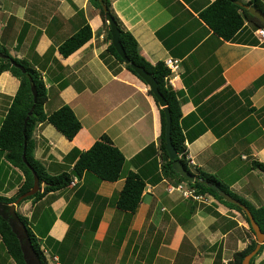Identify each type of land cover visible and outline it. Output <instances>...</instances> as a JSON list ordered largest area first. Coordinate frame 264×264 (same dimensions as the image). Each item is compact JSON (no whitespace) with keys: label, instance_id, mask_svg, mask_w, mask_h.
<instances>
[{"label":"crops","instance_id":"crops-1","mask_svg":"<svg viewBox=\"0 0 264 264\" xmlns=\"http://www.w3.org/2000/svg\"><path fill=\"white\" fill-rule=\"evenodd\" d=\"M212 1L109 0L121 28L136 38L140 54L148 62L179 60L177 72L165 78L166 85L175 91L182 117L195 113L186 122L185 130L191 131L197 124L207 127L193 139L185 140L190 167L216 176L214 171H220L215 170L216 166L229 169L236 159L246 161L233 166L235 171L229 172L228 185L221 182L238 189L250 201L246 196L243 199L258 207L264 204V182L259 185L249 175L255 170L264 172L252 165L255 160L264 163V40L255 33L258 27L251 22H246L229 41L213 34L198 15ZM260 1L264 5V0ZM85 21L92 29V37L67 57L62 56L59 44ZM105 30L91 0H0V44L12 56L39 70L47 89L44 111L49 114L68 104L81 123L72 139L65 138L48 122L39 123L33 131L35 158L49 174L70 172L75 156L71 152L86 150L104 136L123 152L128 163L116 181L99 180L86 172L77 177L74 185L49 191L34 203L27 200L16 204V210L31 219L32 225L41 223V230L49 225L47 236L40 235L41 247L55 255L59 264H84L80 256L82 241L91 238L87 234L93 239L103 236L113 219L118 237L120 233L122 236L121 224L125 220L132 232L148 227L160 215L170 217V221L165 218L168 225L175 222L172 240L166 246L163 243V253L159 250L152 256V246L147 245L133 257L131 248L121 241V248L115 254L110 250L101 264H119L124 248L126 253L131 252L125 264H162L167 254L177 256L184 246L199 250L198 254L192 253L190 264H227L252 237L246 234L243 215L244 220H240L239 211L213 196L185 199L179 193L170 195L166 186L174 183L163 178L147 183L135 212L119 211L114 206L128 170L144 172L151 178L152 165L149 170L144 167L158 154L149 149L137 161L132 158L150 144L158 146L161 120L160 106L147 85L123 64L114 62L110 67L101 58L107 46L103 40ZM18 85L19 80L9 71L0 73V125ZM255 176L259 178L258 173ZM22 180V171L11 165L0 150V195H14ZM145 196L149 200L143 202ZM236 228L244 232L243 238L233 235L228 242ZM221 240L222 251L208 247ZM92 243L87 244L89 253ZM205 244L208 245L203 249ZM98 253L101 258L103 254ZM257 256L254 264H264V247ZM11 261L0 241V264Z\"/></svg>","mask_w":264,"mask_h":264},{"label":"trees","instance_id":"trees-1","mask_svg":"<svg viewBox=\"0 0 264 264\" xmlns=\"http://www.w3.org/2000/svg\"><path fill=\"white\" fill-rule=\"evenodd\" d=\"M91 1L99 10L103 25L106 29L103 40L107 42V46L100 53L101 58L104 59L110 67L114 62L123 64L126 69L138 77V75L130 68L129 64L123 62L122 58L111 43L109 24L106 21L101 2L99 0ZM236 1L238 0H213L198 13L200 19L208 26L213 34L227 41L234 39L237 33L245 26L246 22H251L255 27H264V24L258 18L251 15L243 6L238 5ZM102 2L107 5L108 11L114 17L120 29V41L128 58L134 63L143 66L156 78L158 88L167 100L171 115V143L176 150L177 157L184 163V166L188 170L196 173V179L190 181L185 179L172 168V160L169 159V155L165 148V114L163 109L160 108L161 130L158 146L154 147L153 144H150L132 158L137 161L141 155L149 149H153L154 153L158 154L157 158L154 157L151 163H148V165L144 167V170H149V167L152 165V172H150L151 178H148L146 176L147 174H144V172L128 170L125 175L123 173L124 182L114 200V206L119 210L133 213L142 200V193L147 183H157L163 178L174 184L186 182L189 187L195 189L196 193L203 195L209 194L225 206L239 211L247 222L249 231L255 235L250 225V221L243 209L234 203L225 201L214 189V185L228 192L234 198L245 204L260 230L264 232V204L255 207L236 193L230 191L229 188L216 178L214 174L205 172L199 168L193 170L190 169V165L186 158L185 140H191L201 134L207 128L206 125L197 124L191 131L185 130L187 128L186 122L189 118L194 117L195 113H190L185 117H182L179 104L180 101L178 100L175 91L168 87L165 82V78L169 75L168 68L164 65L163 61H157L154 64L148 62L140 54L136 38L129 31L121 28L117 17L110 8L109 0H102ZM245 4L253 5L264 12V5L260 0H249ZM92 33V29L88 22H83L73 34L59 44V53L62 56L67 57L90 40ZM18 65H22L24 71H22ZM3 71H9L15 76L19 80V85L0 125V150L4 153L5 159L11 165L22 171L23 180L21 181L17 192L11 197L0 195V202L13 203L19 196L31 189L33 186L32 170L36 172L40 182H46L47 184L42 190H38L32 195L21 198L17 205L27 200H32L34 203L49 191H55L67 187L70 185L74 176L80 177L86 172L94 175L99 180L109 182L116 181L122 177L123 167L126 161L125 156L117 146L109 143L104 136L96 140L86 150H73L71 152L72 156H74V154L75 156L71 159L73 161V167L70 172L63 171L56 175L49 174L42 163L34 156V129L39 123L48 122L65 138L72 139L80 129L81 123L68 104H62L59 108L47 114L44 111V105L47 101V89L39 70L34 68L29 62L12 56L8 50L0 44V73ZM31 83L35 85V100L33 99L31 91ZM256 83L257 81L254 82V84ZM148 92L153 96L151 90L148 89ZM29 111L31 112L30 114H28ZM24 147L25 160H23L22 157ZM252 165L254 168L264 171V163L255 160ZM17 214L27 228L32 246L39 257L40 262L42 264H49L47 256L49 254H47L44 248L41 247L40 238V235L47 236L49 225L41 230V223L40 225H32L31 219L29 220L18 211ZM0 241L7 255L13 259L15 264H26L23 260L16 235L11 230L8 222L1 216ZM255 245V238H251L250 243L244 249L233 253L232 259L228 261L227 264H242L244 256L248 254ZM263 247L264 243L261 244L256 254L251 257L249 264H254L255 257L262 251ZM54 256L55 255H49V257Z\"/></svg>","mask_w":264,"mask_h":264},{"label":"water","instance_id":"water-1","mask_svg":"<svg viewBox=\"0 0 264 264\" xmlns=\"http://www.w3.org/2000/svg\"><path fill=\"white\" fill-rule=\"evenodd\" d=\"M101 2L103 11L105 13L106 21L109 24V30L111 34V43L116 49L117 53L120 55L122 58L123 62L125 64H129L130 68L138 75V77L147 85L148 89L151 90L153 96L156 98L158 105L160 108L163 109L164 114H165V148L166 151L169 155V159L172 160V168L179 173L181 176H183L185 179L194 181L196 179V174L193 173L192 171L188 170L185 166L184 163L177 157L176 150L174 146L171 143L170 139V123H171V115L170 111L167 105V100L163 96V94L160 92L158 88V82L156 78L148 72L143 66L138 65L131 61L128 56L125 53V50L123 48V45L120 41V29L114 19V17L111 15V13L108 11V7L105 3L102 2V0H99ZM236 3L240 6H243L248 10V12L258 18L263 24H264V12L253 5H247L241 1H236ZM15 64L14 62H12ZM22 71H24V68L22 65H18ZM31 91L33 94V99H36V90H35V85L31 83ZM31 112L29 111L28 114ZM25 146V145H24ZM23 160H25V147L23 150L22 154ZM33 174V186L31 189H29L26 193L23 195L19 196L16 201L13 203H2L0 202V216L4 218L9 226L11 227V230L13 233L16 235L20 249L22 252V257L23 260L26 264H42L40 262L39 257L37 256L30 237L28 235L27 228L25 224L21 221L20 217L17 214L15 205L19 202V200L25 196H29L34 194L36 191H38L40 188L44 187L47 183L46 182H40L38 175L34 170H32ZM211 185V184H210ZM214 189L223 197L225 201H228L230 203H234L238 205L240 208L243 209L245 214L247 215L250 225L252 227L253 232L255 233V240H256V245L255 247L244 256L242 260V264H249L250 259L253 255L256 254L258 249L260 248L261 244L264 243V232H262L258 226V224L255 222L253 219L249 209L245 204H243L241 201L238 199L234 198L232 195H230L228 192L222 190L218 186H214Z\"/></svg>","mask_w":264,"mask_h":264},{"label":"rangeland","instance_id":"rangeland-1","mask_svg":"<svg viewBox=\"0 0 264 264\" xmlns=\"http://www.w3.org/2000/svg\"><path fill=\"white\" fill-rule=\"evenodd\" d=\"M245 163H246V161L240 162L239 159H236L235 163H232V168H229V169L223 168L222 169V166H216L217 168L215 170L219 169L220 171L219 172L214 171V172L220 181L225 182L228 185V183L230 182V181H228L229 172L230 173L234 172L235 167L237 165L245 164ZM221 164H223L222 161H221ZM233 166H235V167H233ZM127 167H128V163H126L124 165V169ZM190 169L193 170L192 167H190ZM254 173L255 174L258 173L259 178L256 177L255 174H253V175L250 174L249 176L251 178L254 177V179H255L254 181H256L259 185H261L260 183L264 182V172H260L258 170H255ZM238 177H240V175H238ZM240 178H242V177H240ZM73 179H74V182L76 183L77 182V176H74ZM169 183H171V182H169ZM165 186H166V183H165ZM237 186H239V184ZM229 188H230V191L237 193L241 197L246 196L245 194L238 191V189H236V188H233V187H229ZM42 189H43V187L40 188L39 190H42ZM170 195L179 196V194L177 192H174ZM244 198H246L247 200L250 201V199L247 196ZM145 200H149V196H145L143 202ZM157 208L159 210V207H157ZM119 211H121V210H119ZM166 217H169V216H166ZM166 217L164 216L161 218V215H160L159 218L156 220H153L148 227L143 226L141 229L137 228L138 229L137 231L133 230L132 232H130V230H128L129 229L128 220H125L121 224V227L123 226L122 236L120 233V235L118 237L115 236L117 233V231L115 230V226L117 225V222L113 219L112 223H110L109 229L106 231V233L103 236H98V237L93 239L91 234H87L86 236H91V238L85 237L84 240L82 241V244L80 246V249L82 247V249L80 250L81 251L80 256H81V258L85 259L84 264H91L89 262H92V261L94 262L93 264H101L104 259H107L109 257L110 250H112V254H115L116 251L121 248L120 245L123 242L125 243L124 245L126 247L131 248V251H133V253H132L133 257L136 254V252L141 254L147 245H149L150 247L152 246L151 247L152 252H153L152 256L157 254L159 250H160L159 252L163 253V251L166 249L165 246H166L167 242L169 240H172L171 238L173 236L174 226H175V222L173 220L170 223L171 225H168V220L170 221V217L168 218V220L165 219ZM238 217L240 220H244L242 217V214H239ZM244 226L248 227V224L244 223ZM237 230H238V228H236L234 230V232L229 234L228 242H230L232 240V238L234 237L233 235H235L236 237L243 238L244 232L242 233L240 230H238V231ZM126 232H130V233L126 234ZM246 234L250 238L251 237L255 238V235L252 234L249 231V229L246 231ZM91 241L93 242L91 244V247H90V250L92 252L89 253V251L87 250V244H88V242H91ZM121 241H122V243H121ZM163 243L165 244V246L163 245ZM206 245H208V244H205L203 246L204 247L203 249L206 248ZM168 246L170 248H174L171 243H169ZM208 247L213 251H222V249H219V248L223 247V241L221 240L220 242H215V243L209 244ZM126 249L127 248H124V254H123L122 259L120 260L119 264H125L127 256L131 253L130 251H128L126 253ZM200 249H201V247H200ZM98 250L103 254V256L101 258L99 257ZM193 252L198 254L199 250L196 247L191 248L190 246H184L182 248V250L180 251V254L177 256H175V255L170 256L167 254L165 257V255L163 254L165 258L161 259V261H162L161 263L162 264H190L192 262V253ZM230 253H231V250L227 244V255H229ZM169 254H170V251H169ZM47 256H48V261L51 264H54L51 257H49V255H47ZM167 258H168V260H167ZM257 258H258V256H256V259ZM142 259H144V258H142ZM10 264H14L13 261H11Z\"/></svg>","mask_w":264,"mask_h":264},{"label":"built area","instance_id":"built-area-1","mask_svg":"<svg viewBox=\"0 0 264 264\" xmlns=\"http://www.w3.org/2000/svg\"><path fill=\"white\" fill-rule=\"evenodd\" d=\"M255 33L258 35V37L261 40H264V27H258L255 30ZM164 65L168 68L169 70V75L171 73H176L177 72V66L179 63L178 59H172V58H166L164 59ZM74 179L71 181L70 184L74 185ZM166 191L167 193H173V192H177L181 195L182 198L188 199V198H192V199H202L203 198V194H198L195 192V189L192 187H189L188 184L186 182H179L176 184H169L166 186ZM52 261L54 262V264H59L57 257H51ZM49 262V261H48ZM49 264H51L49 262Z\"/></svg>","mask_w":264,"mask_h":264},{"label":"clouds","instance_id":"clouds-1","mask_svg":"<svg viewBox=\"0 0 264 264\" xmlns=\"http://www.w3.org/2000/svg\"><path fill=\"white\" fill-rule=\"evenodd\" d=\"M72 180H73V178H72ZM72 180H71V181H72Z\"/></svg>","mask_w":264,"mask_h":264}]
</instances>
